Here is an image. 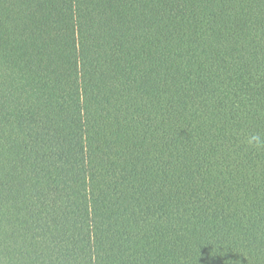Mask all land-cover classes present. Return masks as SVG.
Returning a JSON list of instances; mask_svg holds the SVG:
<instances>
[{
    "label": "trees",
    "instance_id": "1",
    "mask_svg": "<svg viewBox=\"0 0 264 264\" xmlns=\"http://www.w3.org/2000/svg\"><path fill=\"white\" fill-rule=\"evenodd\" d=\"M264 0H0V264H264Z\"/></svg>",
    "mask_w": 264,
    "mask_h": 264
},
{
    "label": "clouds",
    "instance_id": "2",
    "mask_svg": "<svg viewBox=\"0 0 264 264\" xmlns=\"http://www.w3.org/2000/svg\"><path fill=\"white\" fill-rule=\"evenodd\" d=\"M249 144L255 143L257 146L264 145V140L259 135H253L249 138Z\"/></svg>",
    "mask_w": 264,
    "mask_h": 264
}]
</instances>
